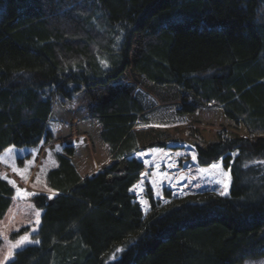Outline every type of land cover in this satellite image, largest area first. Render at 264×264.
Returning a JSON list of instances; mask_svg holds the SVG:
<instances>
[{
  "label": "trees",
  "instance_id": "1",
  "mask_svg": "<svg viewBox=\"0 0 264 264\" xmlns=\"http://www.w3.org/2000/svg\"><path fill=\"white\" fill-rule=\"evenodd\" d=\"M171 143L229 194L147 188L143 214L130 156ZM0 156V218L16 188L43 211L6 264L264 256V0H0Z\"/></svg>",
  "mask_w": 264,
  "mask_h": 264
},
{
  "label": "rangeland",
  "instance_id": "2",
  "mask_svg": "<svg viewBox=\"0 0 264 264\" xmlns=\"http://www.w3.org/2000/svg\"><path fill=\"white\" fill-rule=\"evenodd\" d=\"M122 39L123 31L119 42ZM151 149L160 151L152 152ZM236 154L233 152L230 155L233 158ZM193 156L196 157L193 147L186 143H171L165 148H147L134 152L130 156L143 164L139 180L130 188V193L139 204L143 214H146L149 209L148 200L145 198L147 188L151 190L153 197L160 200L161 203L168 200L163 196L164 190H170L172 197L203 190H211L221 196L229 194L230 170L224 166L222 158L209 165L201 166L196 159L193 160ZM212 164H217L219 167L212 168ZM199 169H207V171L201 173ZM181 177L185 178L181 179ZM29 205H33L29 199H12L7 212L0 218V264L9 262L15 252L23 247L35 244L36 240L32 236L37 233L40 224V222L36 223L35 212L40 211L38 218L40 221L43 211L34 205V207H29ZM26 234L31 242L16 249L11 248L12 244H15L21 236ZM6 256L7 260H5ZM235 264H264V256L246 258Z\"/></svg>",
  "mask_w": 264,
  "mask_h": 264
},
{
  "label": "snow or ice",
  "instance_id": "3",
  "mask_svg": "<svg viewBox=\"0 0 264 264\" xmlns=\"http://www.w3.org/2000/svg\"><path fill=\"white\" fill-rule=\"evenodd\" d=\"M102 63L104 64L105 67H107L106 62L102 61ZM58 150H59V149H58ZM150 151H152V152H157V151H160V150H158V149H151ZM137 155H142V154H137ZM177 155H180V154L177 153ZM195 159H196V157L193 156V160H195ZM0 161H4V157L0 156ZM9 166H11V167H12V170H13L14 172H16L18 175H20L21 178L26 179V176H25L24 173L26 172L27 169H25V170H20V169H18V168L15 166L14 163L10 164ZM170 166H171V165H170ZM211 167H212V168H218L219 165H217V164H212ZM199 171H200L201 173H203V172H206L207 169H199ZM142 175H144V174L142 173ZM0 178H5V179H7L6 176H0ZM184 178H185V177H181V179H184ZM38 179H39V178H38ZM8 183H9V184H12L13 187H16L14 181H12V180H8ZM16 193H17V194L13 197L14 200L17 199V198H21V199H23V198H27V197H30V196L36 195V193H27V192H24L23 195H21V190H20L19 188H16ZM157 194H159V193H157ZM221 194L223 195V193H221ZM49 198L51 199V197H49ZM29 207H34V206H33V205H29ZM35 215H36V217H37L36 223L39 224L40 221H39L38 218H39V216H40V211L37 210V211L35 212ZM33 231H35V229H33ZM28 242H31V241H29V237H28V235H27V234H26V235H23V236H21V237L19 238V240L16 241L15 244H12V245H11V248L16 249V248L22 247L25 243H28ZM35 243H39V241H35ZM117 251H120V249H117ZM7 259H8V257L6 256V257H5V260H7Z\"/></svg>",
  "mask_w": 264,
  "mask_h": 264
}]
</instances>
